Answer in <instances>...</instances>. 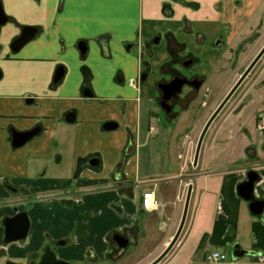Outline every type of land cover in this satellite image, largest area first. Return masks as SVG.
<instances>
[{
  "label": "crops",
  "instance_id": "1",
  "mask_svg": "<svg viewBox=\"0 0 264 264\" xmlns=\"http://www.w3.org/2000/svg\"><path fill=\"white\" fill-rule=\"evenodd\" d=\"M263 5L264 0H0L7 19L0 26V201L14 198L3 184L42 197L27 210L18 208L30 221L28 236L19 243H4L3 220L14 212L12 205H0L2 264L35 257L39 232L57 236L67 220L89 227L78 232L82 240L75 246V257L87 252L96 257L108 249L103 240L111 231L162 214L164 207L152 213L140 207L139 187L152 177L139 171L133 156L128 158L141 148L137 136L145 127L140 126L142 110L133 108L140 102L142 86L138 91L128 82L137 80L144 68L165 61L170 39L198 52L199 45L208 44L229 25L233 31L228 41H236L239 30L258 18ZM24 27L36 28L37 33L13 52L10 46ZM78 42L86 45L84 57ZM163 45L155 59L153 47ZM58 68L63 74L54 84ZM86 86L91 97L83 95ZM124 91L130 94L127 112L119 104ZM252 95L249 111L244 108L232 115L251 125L225 128L223 154H199L200 170L193 175L185 221L189 230L181 232L172 248L191 245L179 264H264V217L252 215L248 203L236 194L255 166L263 179L254 188V198L264 199V163L256 161L264 160L263 137L253 125L254 106L261 102L264 108V86ZM27 96L34 99L32 104L25 103ZM71 113L75 120L68 123L65 117ZM105 122L118 126L105 131ZM34 126L40 128L38 136L19 149L11 147V128L25 131ZM89 156L98 158V167L85 168L83 160ZM81 162V178L74 182ZM71 182L86 192L81 205L66 209L57 196ZM236 244L250 254L237 260L230 256L228 262L208 261L211 252L225 255V249Z\"/></svg>",
  "mask_w": 264,
  "mask_h": 264
},
{
  "label": "flooded vegetation",
  "instance_id": "2",
  "mask_svg": "<svg viewBox=\"0 0 264 264\" xmlns=\"http://www.w3.org/2000/svg\"><path fill=\"white\" fill-rule=\"evenodd\" d=\"M262 8H264V5ZM262 8L260 9L258 18L248 22L247 26L239 30V33L236 36V41H228L229 34L233 31L228 25L226 30L222 28L221 33L218 34L216 32L217 35L211 42H207L208 44L199 45L197 55H194L191 51H188L185 44H176L173 39H170L165 61H163L159 66L155 68H144L143 72L139 74L137 80H129L132 82L129 86L139 91L140 86H142V84L151 77V88L153 87V92L152 97H150L149 100L153 98L160 111H162L164 114H167L168 116H176V114L178 113L180 114L182 112H186L189 109H193L195 111V116L197 119L196 121L202 118L204 114L208 113V118L206 119V122L204 124L205 126L210 117L219 108V106L222 104V102L225 100L234 86L243 79L236 87V89L232 92L229 99L223 105L220 112L215 117L210 126L215 125V122L221 116L225 108L237 95L239 96V105L237 106V109L239 110L237 111L246 108L247 106H249V103L253 98L251 87H254L255 89H261L264 86V69H261V71L259 72L260 75H256L253 79H247L264 53L257 60L251 71L243 77L252 61L264 47V42L262 43V45H260L261 40H259L261 26L264 21V9ZM190 29L191 27L188 26L187 30ZM202 31L205 32V29H203ZM199 34L201 33H198V35ZM202 37L205 38V36L203 35ZM204 41H206V38L204 39ZM248 44L250 45V49L258 44L260 45V47L256 54L246 63L247 56L245 59V57H241V55L244 54L242 53L244 46H247ZM225 53H228L230 56L233 55V58H228V60L227 56H225ZM200 55L204 58V60H202L203 62H201V60L199 59ZM239 70L240 72L237 73ZM227 75L228 77L235 76L236 79L228 88L225 87L226 85L221 87L226 88L225 92L222 94V90H220L217 83L220 81V79L225 80L227 78ZM177 79H180L182 81L180 89L177 92H173L171 88L165 87L166 85L172 83V81ZM86 88L90 89L88 86H86L84 89ZM33 102L34 99L30 96H27L25 98V103L32 104ZM254 107H258L256 108V115H259L257 117L255 116V123L253 125L257 127L262 126L260 129L258 128V130L262 133L264 143V108L261 102H257ZM233 111H236V109H233ZM243 123L244 122H242L241 124L245 125V123ZM105 124H115L116 126H118L114 122H105L102 126H104ZM11 129L10 144L12 148H14L12 146L13 138L14 136H18L17 133H27L35 129H39L40 132L39 126H34L33 128L25 131H17L13 128ZM39 132L38 134L30 138L25 144L38 136ZM24 145L14 149H19ZM262 149L264 151V147ZM252 152L254 156H257L255 154V150H252ZM248 157L250 158V156ZM94 158L97 157L89 156L83 160V165L85 166V168L92 167L89 165V163ZM256 161H258L259 163H264L263 159L256 158ZM81 165L82 162L79 164V169L76 171L77 173L72 178V181L74 182H76L77 179L79 181V179L81 178ZM98 165L92 168H96L98 167ZM257 168L258 167L252 166L248 171H255L258 173ZM3 185L14 197L11 200L0 201V205H12L14 214L11 217H14L19 213L27 214L26 211L19 210L18 208L20 206L22 207V205L25 206L27 204L33 203L34 201L39 202L42 199L41 195L39 194H29L27 192L25 193L17 187H13L8 184ZM70 185V187L66 188L60 196H57L61 200V206L66 209H70L73 205H81L83 193L86 192L85 187H80L75 183L72 185V182ZM142 211L146 212L143 209ZM87 229H89V227L86 225H79L75 221L67 220L66 224L61 225L58 228L59 234L57 236L49 233L48 231L39 232V251L35 257L29 258L23 263L13 260H6L7 262L4 261L3 264H7L8 262H15L18 264H36L40 263L44 257L49 255H52L58 260H62L71 264H104L107 262L111 264H118L124 257L135 256L134 258H136L139 256L138 253L134 255L133 253L139 245L140 232L145 229V225H140V222L132 221L131 224L124 225L120 229L111 231L110 234L103 240L108 249L102 256L95 257V255L92 256L87 252V254L81 253L80 256L75 257V255L77 254L74 253L75 246L78 245L82 240L81 238L79 239L78 232H86L88 231ZM258 257H261V254H259ZM226 260L227 258L224 261ZM209 262L217 263L213 261ZM261 262L264 263V260H261Z\"/></svg>",
  "mask_w": 264,
  "mask_h": 264
},
{
  "label": "rangeland",
  "instance_id": "3",
  "mask_svg": "<svg viewBox=\"0 0 264 264\" xmlns=\"http://www.w3.org/2000/svg\"><path fill=\"white\" fill-rule=\"evenodd\" d=\"M259 40H261L260 45H262L264 42V21L261 26ZM260 45H255L252 49H250L249 44L244 46V49L242 50V53L244 54L241 55V57L244 56L246 59L247 56L246 63L256 54ZM163 47L165 49L164 45L153 47L154 49L152 53H156L155 59L159 58L157 53L162 50ZM189 49L194 55H197V52L193 50V46H190ZM225 56H227V59L233 58V55L230 56L228 53H225ZM199 59L201 62L204 60L201 55L199 56ZM261 69H264V55L253 68L247 79H253L256 75H260L259 72ZM239 72L240 70L237 73ZM235 79V76L228 77V75L225 80L220 79L217 84L219 85L220 90H222V94L225 92L226 88L235 81ZM151 84V77L142 84V89L139 93L140 102H135V106L133 107L136 111L138 109L139 113H141L142 110L143 118L140 122V126L145 127L143 128L144 131H141V134L137 136V141L141 148L137 149V151L133 153V155L128 156V158L133 156L134 160L136 159L139 171L141 173L147 172L148 175L152 177V180L150 179V181L142 179V181L144 180V184L139 187V196L146 190L155 191L156 198L160 204L158 210H160L161 207H164V211L162 214H156L155 218H147L145 216L140 218V225L145 224V229L140 232L139 245L133 253V255L138 253L139 256L136 258H134L135 256L124 257L118 264H149L165 249L178 227L187 188L189 185H192V188L194 189L195 179L193 175L200 170L198 162L195 167L193 166V157L199 135L204 127L206 119L208 118V113L204 114L198 121H196L197 119L193 109H189L180 114L178 113L176 116H168L167 114H164L160 111L153 98L149 100V98L152 97L153 92ZM224 85H226V88H221ZM251 88V93L253 94L255 88ZM128 95L130 94H127L124 91L122 96L124 100L123 102H119V104H123L125 112L128 110ZM238 105L239 96L237 95L225 108L221 116L215 122V125L210 127L201 147L200 154H202V157L208 158L217 155L220 152L223 154V136L226 134L225 128L231 126H245L246 124L248 125L251 123L246 122L245 125H242L241 121H235L232 114L239 112L237 111L239 110L237 109ZM256 108H254L253 114L257 117L259 114L256 115ZM233 109H236V111H233ZM245 111H249V109L246 108ZM262 144V147H264L263 140ZM261 152L264 154L263 151ZM249 163L252 164V161H249ZM262 163L263 162L260 164ZM171 185L173 187H171L168 193H165L166 187ZM34 202L36 203L37 201ZM32 204L33 203L27 206L25 205L23 208L27 210ZM189 216L191 219V215ZM259 217H264V212ZM188 222L185 224L182 233H184L187 228V230H189ZM160 226L163 229H159ZM187 234L188 231L185 235ZM0 242L2 243V236ZM190 246V244L186 243L179 251H177V248L172 249L159 264H179L182 257L191 252ZM231 249L232 247H227L225 249L227 262L231 259ZM1 259L2 258H0V264H2ZM104 264L111 263L107 262Z\"/></svg>",
  "mask_w": 264,
  "mask_h": 264
},
{
  "label": "water",
  "instance_id": "4",
  "mask_svg": "<svg viewBox=\"0 0 264 264\" xmlns=\"http://www.w3.org/2000/svg\"><path fill=\"white\" fill-rule=\"evenodd\" d=\"M6 17L3 14V11L0 6V26L3 25L6 22ZM37 33V29L33 27H24L22 29L21 35L13 41L11 44L10 48L13 52L19 51L25 44H27L29 41H31L34 36ZM78 50L81 54V57L85 56V53L87 51L86 45L84 42H78L77 44ZM264 53V47L260 50V52L257 54L255 59L252 61L250 64L249 68L246 70L244 73L243 77L246 76L251 69L254 67L255 63L257 60L263 55ZM63 70L62 68H58L57 71L55 72L54 78H53V83H57L61 78H62ZM1 77V73H0ZM243 80V79H242ZM241 80V81H242ZM239 81L234 88L231 90V92L228 94V96L225 98V100L222 102V104L219 106V108L214 112V114L210 117L206 125L203 127L194 152V157H193V166L195 167L199 158V154L201 151V147L203 145L205 136L211 127V123L215 119V117L218 115L220 112L221 108L223 105L226 103V101L229 99L230 95L232 92L236 89V87L239 85L241 82ZM182 81L180 79L172 81V83L166 85V88H171L173 92H177L180 89ZM83 95L85 97H90L91 96V91L90 89L86 88L83 90ZM66 122L68 123H73L75 120V115L73 113L68 114L65 117ZM117 126L115 124H105L103 126V130L105 131H111L116 129ZM39 129H35L32 131H29L27 133H20L14 136L12 146L14 148L20 147L24 145L30 138H32L34 135L38 134ZM131 152V148L127 150V154ZM90 166L95 167L98 165V159L94 158L90 163ZM262 177L255 171H248L246 174V179L239 183L237 188H236V194L237 196L242 199L243 201L248 203V209L250 213L254 216H261L264 210V199H257L254 198V188L257 184H259L262 181ZM191 193H192V185H189L186 191V196L184 200V206L182 210V215L178 224V227L176 229L175 234L171 238L170 242L166 245L165 249L149 264H159L167 255L168 253L172 250V248L175 246L177 243L179 236L183 230V227L185 225V221L187 218V213H188V207H189V202L191 198ZM29 219L26 213H19L16 214L14 217L7 218L3 221V227H4V243L5 244H10L13 242H21L24 241L27 237V234L29 232ZM249 252L244 250L239 244H236L232 247L231 249V258L233 260H237L242 258L245 255H248ZM7 264H18L15 262H8ZM35 264V263H33ZM36 264H71L67 263L62 260H58L52 255L44 257L40 263Z\"/></svg>",
  "mask_w": 264,
  "mask_h": 264
},
{
  "label": "built area",
  "instance_id": "5",
  "mask_svg": "<svg viewBox=\"0 0 264 264\" xmlns=\"http://www.w3.org/2000/svg\"><path fill=\"white\" fill-rule=\"evenodd\" d=\"M131 81H129V85H131ZM262 126H258L260 129ZM140 207L146 212L157 211L160 207V204L156 198L155 192L152 190H148L142 193ZM226 259L224 254L219 252H211L208 260L213 262H222Z\"/></svg>",
  "mask_w": 264,
  "mask_h": 264
},
{
  "label": "trees",
  "instance_id": "6",
  "mask_svg": "<svg viewBox=\"0 0 264 264\" xmlns=\"http://www.w3.org/2000/svg\"><path fill=\"white\" fill-rule=\"evenodd\" d=\"M199 245H202V243H201V244H199Z\"/></svg>",
  "mask_w": 264,
  "mask_h": 264
}]
</instances>
